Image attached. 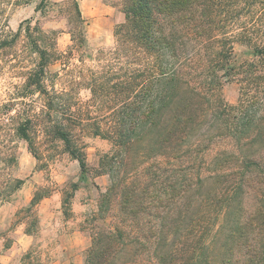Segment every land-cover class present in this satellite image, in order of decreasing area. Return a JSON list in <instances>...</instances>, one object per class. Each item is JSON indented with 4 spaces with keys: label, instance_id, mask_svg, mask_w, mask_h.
Returning a JSON list of instances; mask_svg holds the SVG:
<instances>
[{
    "label": "trees",
    "instance_id": "1",
    "mask_svg": "<svg viewBox=\"0 0 264 264\" xmlns=\"http://www.w3.org/2000/svg\"><path fill=\"white\" fill-rule=\"evenodd\" d=\"M114 1L125 16L114 47L61 88L47 78L63 56L31 39L38 64L21 97L38 94L44 108L25 117L8 110L0 205L25 183L6 173L19 166V140L40 159L42 132L85 171L83 139L96 136L112 145L101 160L112 184L96 218L109 226L94 231L86 264H264V0ZM75 11L64 61L77 68L86 23L78 4ZM237 44L254 59L237 64ZM82 81L86 101L76 92ZM230 82L240 86L235 105L224 97ZM43 198L37 191L31 208Z\"/></svg>",
    "mask_w": 264,
    "mask_h": 264
},
{
    "label": "rangeland",
    "instance_id": "2",
    "mask_svg": "<svg viewBox=\"0 0 264 264\" xmlns=\"http://www.w3.org/2000/svg\"><path fill=\"white\" fill-rule=\"evenodd\" d=\"M38 4L39 0H0V42L13 40L18 31L23 30L12 46L0 50V162L7 154L5 146L12 144L6 126L8 110L11 116L25 117L26 114H40L44 108L38 94L21 97L23 86L38 64L31 39L38 40L49 52L56 50L63 56L49 66L47 78L48 84L55 81L57 88H61L72 76L79 75L81 69L96 66L98 51L114 47L115 29L125 21L121 7L114 0H48L41 9L37 8ZM77 4L86 23V48L81 57L75 55L73 58L71 64L77 65L76 68L66 66L64 57L74 45L72 34L79 25ZM234 55L237 64L254 59L253 50L242 44L235 46ZM84 82L76 92L86 101L90 91ZM224 97L230 104H237L240 86L228 83ZM83 141L88 164L85 171L61 142L42 132L35 139L40 159L34 157L26 141L17 142L19 166L11 171L7 169L6 173L12 172L25 183L0 205V264H86L94 231L109 226V221L96 218L99 217L100 200L112 184L111 174L101 168V160L112 151V145L96 136H86ZM74 185L78 186L77 190L64 206L66 194ZM40 190L45 198L31 208L34 195ZM26 234L30 237L24 243L21 240ZM73 240L82 249L78 257L69 258L64 252H71ZM140 257L146 260L148 256Z\"/></svg>",
    "mask_w": 264,
    "mask_h": 264
},
{
    "label": "crops",
    "instance_id": "3",
    "mask_svg": "<svg viewBox=\"0 0 264 264\" xmlns=\"http://www.w3.org/2000/svg\"><path fill=\"white\" fill-rule=\"evenodd\" d=\"M1 227V226H0ZM30 236L29 235H27L26 234V236H25V238H22V240L21 241H24V243H27L28 242V238H29ZM1 244V243H0ZM80 244L76 241V240H73V247H72V249H71V252H69V251H67V252H64L65 253V255H66V257H69V258H75V257H78V254H79V252L81 251V247L79 246ZM17 246V245H16ZM0 250H1V246H0ZM76 254V255H75ZM4 257L2 256V259H3Z\"/></svg>",
    "mask_w": 264,
    "mask_h": 264
}]
</instances>
